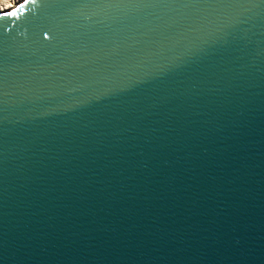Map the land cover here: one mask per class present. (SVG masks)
I'll list each match as a JSON object with an SVG mask.
<instances>
[{
	"label": "water",
	"instance_id": "obj_1",
	"mask_svg": "<svg viewBox=\"0 0 264 264\" xmlns=\"http://www.w3.org/2000/svg\"><path fill=\"white\" fill-rule=\"evenodd\" d=\"M12 10L0 264H264V0Z\"/></svg>",
	"mask_w": 264,
	"mask_h": 264
},
{
	"label": "bare ground",
	"instance_id": "obj_2",
	"mask_svg": "<svg viewBox=\"0 0 264 264\" xmlns=\"http://www.w3.org/2000/svg\"><path fill=\"white\" fill-rule=\"evenodd\" d=\"M16 2L14 1V4ZM14 5L12 4L11 0H0V13L12 10Z\"/></svg>",
	"mask_w": 264,
	"mask_h": 264
},
{
	"label": "snow or ice",
	"instance_id": "obj_3",
	"mask_svg": "<svg viewBox=\"0 0 264 264\" xmlns=\"http://www.w3.org/2000/svg\"><path fill=\"white\" fill-rule=\"evenodd\" d=\"M27 2H28V0H25V3H27ZM0 15H2V16H8V17H14V16L17 15V11L16 10L7 11V12L0 13ZM45 36H47V34H45Z\"/></svg>",
	"mask_w": 264,
	"mask_h": 264
},
{
	"label": "built area",
	"instance_id": "obj_4",
	"mask_svg": "<svg viewBox=\"0 0 264 264\" xmlns=\"http://www.w3.org/2000/svg\"><path fill=\"white\" fill-rule=\"evenodd\" d=\"M14 1L16 2L15 4H14ZM22 1L23 0H11L12 4L14 5V7L17 6L19 3H21Z\"/></svg>",
	"mask_w": 264,
	"mask_h": 264
}]
</instances>
